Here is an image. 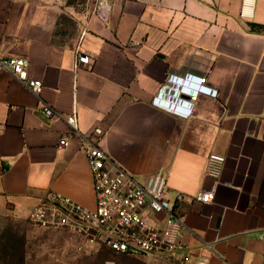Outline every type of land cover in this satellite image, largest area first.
<instances>
[{"label": "crops", "instance_id": "obj_1", "mask_svg": "<svg viewBox=\"0 0 264 264\" xmlns=\"http://www.w3.org/2000/svg\"><path fill=\"white\" fill-rule=\"evenodd\" d=\"M242 8L111 0L109 17L87 25V0H0V52L27 58L43 83L37 95L0 69V200L27 216L52 191L95 208L80 140L59 145L76 105L80 130L101 128L97 141L120 166L139 179L162 172L170 194L189 195L184 264H263L264 0ZM78 45L92 60L75 68ZM44 104L63 117H45ZM211 152L226 157L219 182L205 174ZM201 190L214 201L191 198Z\"/></svg>", "mask_w": 264, "mask_h": 264}, {"label": "built area", "instance_id": "obj_2", "mask_svg": "<svg viewBox=\"0 0 264 264\" xmlns=\"http://www.w3.org/2000/svg\"><path fill=\"white\" fill-rule=\"evenodd\" d=\"M87 6V25L95 16L107 19L111 12V0H87ZM253 6L254 0H243L242 14L250 15ZM134 44L139 45L140 42ZM91 60L90 55L78 45L75 68ZM28 66L27 58L0 52V69L13 73L19 82L39 95L43 83L29 77ZM202 82H206L205 77ZM161 101L158 97L154 100L181 116L191 114L192 107L181 110L177 105ZM41 112L47 118L63 117L49 104H44ZM63 118L68 132L62 134L59 145L70 144L69 134L80 140L92 172L96 205L94 209H89L68 196L52 191L29 213V223L44 229H64L88 242L100 243L150 264L172 262L179 258L187 260L181 238L185 231H190V227L180 204L189 195L181 191L170 194L167 177L162 172L139 179L120 166L98 143L101 128H95L91 135L80 130L76 105ZM225 161L224 155L211 152L207 157L205 174L219 182ZM191 198L202 203L213 202L215 191L201 190ZM159 214L164 217H159Z\"/></svg>", "mask_w": 264, "mask_h": 264}, {"label": "rangeland", "instance_id": "obj_3", "mask_svg": "<svg viewBox=\"0 0 264 264\" xmlns=\"http://www.w3.org/2000/svg\"><path fill=\"white\" fill-rule=\"evenodd\" d=\"M14 211L0 200V261L8 264H134V260L106 253L100 243L88 242L64 229H44L27 219L29 207ZM105 255H102L103 253ZM21 260V262H19ZM142 264H150L142 261ZM155 264V263H153ZM158 264H184L182 259Z\"/></svg>", "mask_w": 264, "mask_h": 264}, {"label": "trees", "instance_id": "obj_4", "mask_svg": "<svg viewBox=\"0 0 264 264\" xmlns=\"http://www.w3.org/2000/svg\"><path fill=\"white\" fill-rule=\"evenodd\" d=\"M252 26H253V27H260L258 24H253ZM102 247H103V248H107V247H105L104 245H102ZM105 252H106V253H116V254H118V255H122V256H125V257H127V258H131L132 260L135 261L134 264H142V261H144V260L141 259V258H136V257H132V256H128V255H124V254H120V253H118V252H116V251H114V250H111V249H109V248H107ZM101 253H103V252H101ZM106 253H103L102 255H105ZM19 262H21V260H20ZM145 262H146V261H145ZM146 263H147V262H146ZM0 264H8V263L0 261Z\"/></svg>", "mask_w": 264, "mask_h": 264}]
</instances>
